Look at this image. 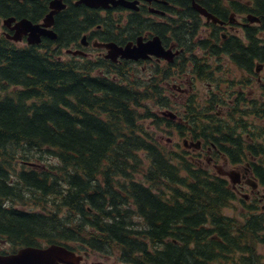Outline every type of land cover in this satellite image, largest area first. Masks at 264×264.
<instances>
[{
    "label": "trees",
    "instance_id": "16d2710c",
    "mask_svg": "<svg viewBox=\"0 0 264 264\" xmlns=\"http://www.w3.org/2000/svg\"><path fill=\"white\" fill-rule=\"evenodd\" d=\"M50 53L0 40V238L111 250L129 264H259L264 214L226 215L236 198L227 182L146 130L150 118L164 122L147 106H167L157 80L141 91ZM255 127L249 147L264 165V129ZM46 153L55 162L41 164ZM120 182L123 196L113 189Z\"/></svg>",
    "mask_w": 264,
    "mask_h": 264
},
{
    "label": "flooded vegetation",
    "instance_id": "af4514ba",
    "mask_svg": "<svg viewBox=\"0 0 264 264\" xmlns=\"http://www.w3.org/2000/svg\"><path fill=\"white\" fill-rule=\"evenodd\" d=\"M0 40L51 51L57 61H89L91 75L128 78L123 83L141 91L157 80L167 106L149 102L164 121L150 123L171 129L169 152L264 211V165H254L249 147L259 131L253 111H264V0H0ZM126 48L139 56H126ZM190 102L198 111L195 126L187 117ZM121 184L113 189L123 196ZM11 244L0 238V255L27 246ZM50 244L57 243L41 239L32 247ZM69 246L81 256L76 264H118Z\"/></svg>",
    "mask_w": 264,
    "mask_h": 264
},
{
    "label": "rangeland",
    "instance_id": "374dc122",
    "mask_svg": "<svg viewBox=\"0 0 264 264\" xmlns=\"http://www.w3.org/2000/svg\"><path fill=\"white\" fill-rule=\"evenodd\" d=\"M147 106L152 109L154 112L156 111V109L154 108V106H151V104L148 102ZM181 107V106H180ZM182 108V107H181ZM183 109V108H182ZM180 110V109H179ZM255 120V119H254ZM150 121H146V130L151 133L154 138L159 141V143L162 145V147H164L165 149H169L170 150V146L167 145V141L166 138L169 137V133L171 132V129H166L164 126L163 127H158V126H154L152 123H150ZM254 125H263L262 122H255ZM176 140V138H175ZM41 164H45V162H49V163H53L55 162V160L53 159V157H50L48 153L44 154L42 161H39ZM17 169H21L23 168L21 166V164L17 163L16 166ZM47 168V167H46ZM211 168V167H210ZM121 180V179H119ZM260 205L261 204H257L256 202H254L253 200L250 201H242L239 200L238 197L236 199H234L229 205H227L224 209V213L228 216L234 217L238 220H244L245 218H247L249 216V213H254V214H264V211H262L260 209ZM17 206H22L21 204H17ZM253 206H256L255 208H253ZM50 208H53V205L48 206ZM29 208V207H28ZM36 207H33V210ZM253 208V209H252ZM64 210H62V214H63ZM12 245V244H11ZM71 245H75L74 243ZM91 252V256L90 258H94V257H101V256H110L112 261H116L118 264H125L123 262H121L118 258V254L108 250L107 252H100V251H95L93 249H90ZM258 252L257 254L260 255V259L261 261H264V248H258L257 249Z\"/></svg>",
    "mask_w": 264,
    "mask_h": 264
},
{
    "label": "water",
    "instance_id": "95a60500",
    "mask_svg": "<svg viewBox=\"0 0 264 264\" xmlns=\"http://www.w3.org/2000/svg\"><path fill=\"white\" fill-rule=\"evenodd\" d=\"M126 49V56H139V53L134 51L135 49ZM141 49L145 52L143 48ZM149 51L153 52L152 50ZM168 112L162 111V115L170 114ZM231 181L235 182L233 178ZM80 258V255L65 245L50 244L44 248L24 246L19 248L15 254L0 255V264H76Z\"/></svg>",
    "mask_w": 264,
    "mask_h": 264
}]
</instances>
